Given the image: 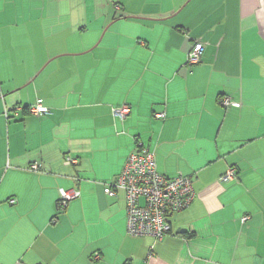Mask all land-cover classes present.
I'll use <instances>...</instances> for the list:
<instances>
[{
	"label": "crops",
	"instance_id": "1",
	"mask_svg": "<svg viewBox=\"0 0 264 264\" xmlns=\"http://www.w3.org/2000/svg\"><path fill=\"white\" fill-rule=\"evenodd\" d=\"M2 5L31 13L0 11V264H264V0ZM139 144L195 191L161 240L104 194Z\"/></svg>",
	"mask_w": 264,
	"mask_h": 264
},
{
	"label": "built area",
	"instance_id": "2",
	"mask_svg": "<svg viewBox=\"0 0 264 264\" xmlns=\"http://www.w3.org/2000/svg\"><path fill=\"white\" fill-rule=\"evenodd\" d=\"M202 45L196 44L188 54L187 63L194 65L201 59ZM222 105L238 106L228 98L222 99ZM33 115H44L48 110L42 106V101L29 108ZM116 117L124 120L130 113L127 105H122L113 110ZM163 118V113L155 115ZM65 163H75L73 159L66 158ZM31 170H38L33 164ZM236 178L233 169H228L220 178L221 182L232 181ZM117 191H123L126 205L127 233L132 237L150 236L161 240L170 233L168 219L174 213L186 209L195 198L192 181L186 176L166 177L156 169L154 154L140 144L127 157L122 171L112 184H107L104 193L115 197ZM79 196L77 191L68 190L61 193L57 206L62 211L71 200ZM14 201L11 200L10 203ZM248 217L241 219L245 222ZM98 259V256H94Z\"/></svg>",
	"mask_w": 264,
	"mask_h": 264
},
{
	"label": "rangeland",
	"instance_id": "3",
	"mask_svg": "<svg viewBox=\"0 0 264 264\" xmlns=\"http://www.w3.org/2000/svg\"><path fill=\"white\" fill-rule=\"evenodd\" d=\"M13 7L12 6H7V5H2V7H0L1 15L3 16L4 19L7 18V17H10V16H15L17 18H20L21 15H24V14L28 15V14L31 13V11L29 9L26 10V9H23V7H16V8H13ZM32 14L33 15H37L38 14V10L36 11V13L32 12ZM100 36H101V34H100ZM100 36H99V38H100ZM99 38H98V41H99ZM103 43H102V45H103ZM27 68H29V67H27ZM14 70H15V68L12 71L16 74V71H14ZM118 192H120V191H118Z\"/></svg>",
	"mask_w": 264,
	"mask_h": 264
},
{
	"label": "trees",
	"instance_id": "4",
	"mask_svg": "<svg viewBox=\"0 0 264 264\" xmlns=\"http://www.w3.org/2000/svg\"><path fill=\"white\" fill-rule=\"evenodd\" d=\"M223 99V98H222ZM222 99H220V105L223 107V108H229V107H233V106H228V107H224L223 105H222ZM238 106H239V104H238ZM235 107V106H234ZM26 109V108H25ZM27 110H28V108H27ZM156 114H158V113H156ZM156 114H154V117H155V115ZM164 114V113H163ZM165 116V115H164ZM156 118V117H155ZM164 118V117H163ZM163 118H156V119H163ZM155 160V159H154ZM117 178V177H116ZM116 178L114 179V181L116 180ZM113 181V182H114ZM113 182H111L110 184H112ZM109 184V185H110ZM107 185V184H106ZM105 185V186H106ZM104 189H105V187H104ZM118 192V191H117ZM121 192H123V191H121ZM105 194V193H104ZM124 194V193H123ZM106 195V194H105ZM117 195V194H116ZM106 196H108V195H106ZM110 197V196H109ZM116 197V196H115ZM115 197H113V198H115ZM124 197H125V195H124ZM126 204V203H125ZM125 210H126V205H125ZM57 211H61L60 210V208L57 206ZM168 222H169V219H168Z\"/></svg>",
	"mask_w": 264,
	"mask_h": 264
}]
</instances>
